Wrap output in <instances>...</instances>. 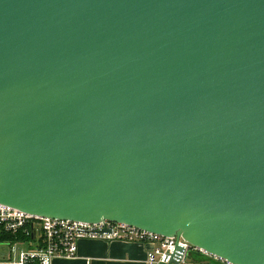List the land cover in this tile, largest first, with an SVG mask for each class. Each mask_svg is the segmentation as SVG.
Segmentation results:
<instances>
[{
	"label": "water",
	"instance_id": "1",
	"mask_svg": "<svg viewBox=\"0 0 264 264\" xmlns=\"http://www.w3.org/2000/svg\"><path fill=\"white\" fill-rule=\"evenodd\" d=\"M0 204L264 264V0H0Z\"/></svg>",
	"mask_w": 264,
	"mask_h": 264
},
{
	"label": "built area",
	"instance_id": "2",
	"mask_svg": "<svg viewBox=\"0 0 264 264\" xmlns=\"http://www.w3.org/2000/svg\"><path fill=\"white\" fill-rule=\"evenodd\" d=\"M0 226L6 232L16 233L22 230L33 237L32 242L28 244L30 250L26 253L20 251L15 262H11L10 259L13 253L12 250L19 243H0V245L9 246V251L6 254L7 262H0V264H52L54 259H71L76 256L77 243L80 240L124 241L149 244L151 247L146 251L145 264H168V255L172 252L175 245L180 246L184 250L178 260V264H185L184 258L189 251H195L215 261L219 260L190 246L180 237H162L106 220L88 224L69 220L41 218L0 204ZM26 226H29L27 231L25 230ZM2 257L4 256L1 255L0 259Z\"/></svg>",
	"mask_w": 264,
	"mask_h": 264
},
{
	"label": "crops",
	"instance_id": "3",
	"mask_svg": "<svg viewBox=\"0 0 264 264\" xmlns=\"http://www.w3.org/2000/svg\"><path fill=\"white\" fill-rule=\"evenodd\" d=\"M150 247L124 241L80 240L74 258L54 259L52 264H145L146 251ZM0 262H7L6 255Z\"/></svg>",
	"mask_w": 264,
	"mask_h": 264
},
{
	"label": "rangeland",
	"instance_id": "4",
	"mask_svg": "<svg viewBox=\"0 0 264 264\" xmlns=\"http://www.w3.org/2000/svg\"><path fill=\"white\" fill-rule=\"evenodd\" d=\"M30 250V246L27 243H19L15 245V248L12 250V255H11V262H15L18 258V255L21 252L26 253L27 251ZM9 251V246L8 245H0V254L2 256H5ZM0 255V256H1ZM212 257V256H211ZM214 258V257H213ZM185 264H226L223 261L220 260H212L210 258L204 257L201 254L193 251H189L184 258Z\"/></svg>",
	"mask_w": 264,
	"mask_h": 264
},
{
	"label": "trees",
	"instance_id": "5",
	"mask_svg": "<svg viewBox=\"0 0 264 264\" xmlns=\"http://www.w3.org/2000/svg\"><path fill=\"white\" fill-rule=\"evenodd\" d=\"M25 230H29V226L25 227ZM32 236L20 230L16 233H10L4 231L3 227L0 226V243H27L30 244L32 242ZM204 256V255H202ZM205 257V256H204Z\"/></svg>",
	"mask_w": 264,
	"mask_h": 264
}]
</instances>
